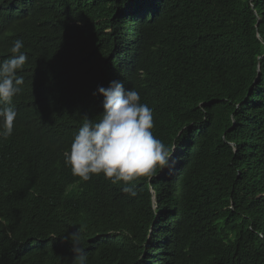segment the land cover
<instances>
[{
	"label": "trees",
	"instance_id": "trees-1",
	"mask_svg": "<svg viewBox=\"0 0 264 264\" xmlns=\"http://www.w3.org/2000/svg\"><path fill=\"white\" fill-rule=\"evenodd\" d=\"M17 39L0 264H73L79 228L87 264H264V0H0V62ZM112 81L171 154L128 185L64 163Z\"/></svg>",
	"mask_w": 264,
	"mask_h": 264
},
{
	"label": "clouds",
	"instance_id": "clouds-1",
	"mask_svg": "<svg viewBox=\"0 0 264 264\" xmlns=\"http://www.w3.org/2000/svg\"><path fill=\"white\" fill-rule=\"evenodd\" d=\"M22 40H15L8 59L0 62V138L13 133L17 111L13 100L22 91L21 72L28 63ZM103 97V112L98 119L82 118L73 136L70 149L64 152V163L72 175L89 181L103 175L112 184L128 185L140 177L150 176L157 168L163 170L170 161L168 147L152 133L153 113L134 88L125 90L120 81L109 87H98ZM97 93H94L96 95ZM123 193L135 196L132 187L124 186ZM72 245L73 264H87V253L81 243V229L65 237Z\"/></svg>",
	"mask_w": 264,
	"mask_h": 264
}]
</instances>
